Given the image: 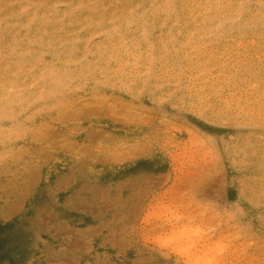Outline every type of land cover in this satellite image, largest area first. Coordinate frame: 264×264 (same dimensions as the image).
Listing matches in <instances>:
<instances>
[{"label": "rangeland", "instance_id": "obj_1", "mask_svg": "<svg viewBox=\"0 0 264 264\" xmlns=\"http://www.w3.org/2000/svg\"><path fill=\"white\" fill-rule=\"evenodd\" d=\"M0 264H264V0H0Z\"/></svg>", "mask_w": 264, "mask_h": 264}]
</instances>
